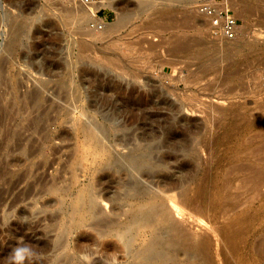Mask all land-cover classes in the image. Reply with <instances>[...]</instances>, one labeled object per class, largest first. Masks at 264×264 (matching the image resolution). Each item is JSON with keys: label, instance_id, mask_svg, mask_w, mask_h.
<instances>
[{"label": "rangeland", "instance_id": "374dc122", "mask_svg": "<svg viewBox=\"0 0 264 264\" xmlns=\"http://www.w3.org/2000/svg\"><path fill=\"white\" fill-rule=\"evenodd\" d=\"M11 1L0 0L1 9L28 24L12 52L1 46L0 27V264H131L118 235L95 244L80 228L62 239L55 192L89 184L109 217L138 200L136 182L151 196L192 186L212 206L232 197L233 206L200 213L206 226L225 223L228 238L214 235L207 253L189 248V263L264 264V181L256 190L239 172L249 160L264 170V149L253 154L246 145L264 144V0H226L240 25L234 39L212 32L198 10L206 0ZM98 9L101 29L91 25ZM177 42L183 50L171 47ZM237 58L244 61L234 66ZM40 84L48 101L32 111L29 93ZM90 131L108 132L123 156L117 167H89ZM141 153L158 169L136 171ZM184 255L181 247L172 258Z\"/></svg>", "mask_w": 264, "mask_h": 264}, {"label": "bare ground", "instance_id": "6f19581e", "mask_svg": "<svg viewBox=\"0 0 264 264\" xmlns=\"http://www.w3.org/2000/svg\"><path fill=\"white\" fill-rule=\"evenodd\" d=\"M13 1L14 2L11 1V3L14 5L15 8H18V0H13ZM143 1L146 2L147 0H142V2ZM239 4H240L242 11L249 13V14L252 12L251 7H249L251 5L248 6L247 4H243V2L242 3L240 2ZM145 5L148 6L149 4L146 2ZM1 8L2 7H0V27L6 30L4 32L6 33V35H4V38H3L4 40L1 46L4 47V50L12 52L14 50L15 45L17 44V41L21 39V36L24 34L28 23L21 21L22 19L20 20L17 14L14 15V13L9 12V14L10 13L13 14V15L11 14L9 15L7 12L3 11V9ZM170 23L172 22L170 21ZM173 24L172 25L170 24V25L173 26ZM178 43L179 42H177V44L171 47H173V49L176 51L177 50L179 51L181 48L183 50L184 48L182 44L184 43L182 42H180L179 44ZM225 51L226 53H224V56L221 55L222 57H224L223 60L229 59L228 57L230 55L227 52V50ZM208 53L204 52V54L206 55ZM218 53H220V51ZM259 59L258 61L264 65V61L259 60ZM243 61L244 60H241V58L240 59L237 58L236 60H234V62L232 61V63L234 66H236L239 64L241 65ZM3 62L4 61H1V63ZM216 62L214 63L215 68L216 66L218 67ZM216 69L218 70V68ZM3 70H5V67ZM1 74H2V65L0 67V79L3 78L2 76H4V75L1 76ZM0 84H1V80H0ZM44 88H46L45 84H40L38 87L33 88V90L29 93L31 97L30 105H32L29 108H31V110L40 109L43 107L44 102L47 103L48 100L45 99V97H43ZM2 109L4 108L2 107ZM104 132H107V131H102L101 132L103 133L102 134L103 136H102L100 133L90 131L88 132L86 136L87 142H89L90 145L84 150V154L85 156L88 157L89 167L91 169H96V168H99L105 165H107L108 167L109 166L115 167L117 165V162L118 164H120L119 161H122L121 159H123L122 158L123 156L121 154L120 155L122 157L118 155L119 154L118 152H117L118 154L117 153L115 154L114 148H113L114 150L110 148L111 147L109 146L110 144L108 145L109 142L106 141V139L108 140L107 138L108 136H104L105 135ZM246 145H247V148L250 151H252L253 154L259 153L264 149V144L262 143L258 144L254 141H248ZM144 156L145 154L143 155L141 153L140 156L138 155L134 157L135 159L134 169L136 171H139L142 168H146V171H147V168H148L151 172V170L156 168L155 166L158 164L157 163L155 164L154 162L148 163L147 161H145L146 159L144 158ZM252 157L249 159H252L254 161L255 156L253 158ZM249 161L250 162L248 164H246L245 162L240 163L239 172L241 175H246L247 179L250 180L249 182L252 183L254 189L259 190V188L261 187V183H263L264 181V170H262V167H260L259 163H258L259 165L257 164L256 160L254 162H251V160ZM147 172L146 174H148ZM135 184L138 187V189H136L137 193L135 195V197L139 195V197H137L138 200L136 202L134 201V203L132 202L133 204L130 203L132 205L131 207L129 206L130 209L128 212L126 211L124 213L115 212L114 216L109 215V217L108 215L106 216L104 212V206H103L104 204L102 203L100 194L99 195L96 194L93 186L91 187V185L87 184L84 187H81L77 190H71V191H70V188H67V187L61 190H57L56 189L57 187H55L54 189H56V192L55 191L54 192L55 194H57V199H58L57 205L59 206V211L61 212L62 216H65L64 218L65 222L63 223V226L61 227V235L63 236V238L62 237L61 238L62 239L66 238L67 235H70L76 229L87 228L85 233L93 239L94 241L93 243L96 244L97 241H99V239H104V241H102L101 244L106 245L105 239L107 238L110 239V237L112 238V236L114 238V236L118 235L121 238L117 237L118 239H120L119 242L117 243L118 244L117 249H119L125 254L124 257L127 259V261L131 262V264H169V263L171 264H192V263H189L185 257L186 255H188L189 248H198L201 252L207 253L212 248V244H215L213 243V240L216 239L215 237H213L214 235L217 236V239H219V241H224V238L225 239L228 238L229 230H227V225L225 223L222 222L223 224H221L219 223V221L218 222L214 221L213 223L211 221L213 224L211 223L212 224L211 226L210 225L206 226L207 221L204 220V218L200 215V213L204 211H209L212 208L215 209V207L219 205L227 204L229 206H233L234 201L232 197L231 198L229 197V199L225 201L215 199L213 200L214 202L212 201L213 203V206H212V204L208 205V202L204 200V195H205L204 190L197 194L192 193L191 185H189L191 187H189L187 190H185L187 187L185 189L183 188L184 193H182L183 192L182 188H181L182 191L179 192L180 189H178V191L177 190L175 191L174 190L175 188L173 187L171 188L166 187L165 189L160 191L161 193L158 192L159 194H155V195L153 194V196L148 194L150 196L149 197L148 195L144 194L145 191H146V194L148 192L147 187H145L146 188L145 190L142 184L137 185V182ZM229 184H232V182L230 181ZM59 211H57V214ZM160 234H163V237H160L159 236ZM61 243H64V240ZM166 243H170V245L169 247L164 248V245ZM111 246L113 249L116 247L115 245H111ZM181 247H183V250L185 251V255L183 259L174 260L172 256L175 254L176 250H181ZM81 250H82V247L77 245L76 251L81 252ZM108 250H111V249L108 248ZM70 253H71L70 255H73V257L76 256L72 254L73 251H71ZM98 263H99L98 260L95 259L90 264H98Z\"/></svg>", "mask_w": 264, "mask_h": 264}, {"label": "built area", "instance_id": "2783aa9c", "mask_svg": "<svg viewBox=\"0 0 264 264\" xmlns=\"http://www.w3.org/2000/svg\"><path fill=\"white\" fill-rule=\"evenodd\" d=\"M79 2L87 7L102 3L103 0H79ZM198 10L201 14L207 16L211 22V30L214 34L223 36L228 39L236 38L240 33V25L238 18L235 17L232 8L226 0H206L199 4ZM99 9L92 11L95 22L91 25L95 28H103L106 24L104 19H99Z\"/></svg>", "mask_w": 264, "mask_h": 264}, {"label": "clouds", "instance_id": "9594fccd", "mask_svg": "<svg viewBox=\"0 0 264 264\" xmlns=\"http://www.w3.org/2000/svg\"><path fill=\"white\" fill-rule=\"evenodd\" d=\"M16 257H17V259H22V258H23V257L21 256L20 252H17V253H16Z\"/></svg>", "mask_w": 264, "mask_h": 264}]
</instances>
